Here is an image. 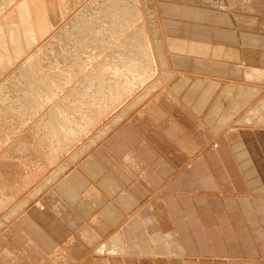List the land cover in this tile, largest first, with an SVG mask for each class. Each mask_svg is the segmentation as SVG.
I'll use <instances>...</instances> for the list:
<instances>
[{
    "label": "crops",
    "instance_id": "obj_1",
    "mask_svg": "<svg viewBox=\"0 0 264 264\" xmlns=\"http://www.w3.org/2000/svg\"><path fill=\"white\" fill-rule=\"evenodd\" d=\"M153 3L166 48L173 55L174 70L264 86V0H153ZM222 3L228 5L226 10L217 8ZM238 62L246 65L243 75H238L232 64ZM206 84L204 80H184L157 91L139 107L140 113L134 112L119 123L116 130L74 168L77 176L83 172L93 183L85 180L79 183L80 176L72 184L63 185L60 192L67 194L66 201L55 192L59 184L53 188V199L49 197L50 192L41 197L42 204L48 207L58 201L56 211L61 218L57 220L63 227L49 228L42 220L46 228L42 241L37 234L29 233L36 230L42 234L28 221L30 228L26 235L31 236L39 248L28 246L38 259L44 257L40 250L46 257L49 247L56 249L50 239L60 241L68 231L65 228L70 220L78 222L77 228L71 229L74 237H77L76 230L78 234L91 230L97 236H106L111 223L120 224L159 190L162 193L178 191L165 184L190 160L205 190L239 198L264 199V129L239 127L237 131L214 138L213 133L221 130L243 108L241 104L246 96L236 92L235 84H227L213 99L217 87L206 88ZM258 92L253 99L260 94ZM196 116L202 117L204 123ZM129 135H134L136 140ZM148 158L154 163H149ZM23 213L16 220L28 217L30 211ZM84 220L88 226L82 225ZM47 221L50 223V219ZM75 241L66 240L64 245L79 258L83 255L78 250L80 244H87L81 240L77 245ZM189 249L184 260L148 256L143 264H260L253 259L229 262L215 258L212 251H203L195 243H191ZM61 252L62 248L58 254ZM34 260L26 259L31 263ZM127 260L135 264L134 258Z\"/></svg>",
    "mask_w": 264,
    "mask_h": 264
},
{
    "label": "rangeland",
    "instance_id": "obj_2",
    "mask_svg": "<svg viewBox=\"0 0 264 264\" xmlns=\"http://www.w3.org/2000/svg\"><path fill=\"white\" fill-rule=\"evenodd\" d=\"M100 1L0 0V85L10 77L16 78V85L24 81L21 75H24V69H28L29 58L37 55L34 59L40 58L39 88L42 90L36 95L28 85L18 89L9 81L5 82L3 89L0 88L5 96L0 101V218L35 189L57 165L66 162L91 138L93 141L105 124L134 97L156 83L163 73L151 33V26L159 25L156 12L157 23L146 14L143 0ZM152 4L155 10L153 0ZM227 7L224 3L217 6L220 10ZM92 8H99L101 12L95 11L97 14L92 16ZM80 20L81 25L78 24ZM127 59H132L136 72L126 69L131 64ZM130 137L134 138V135ZM95 144L82 149L78 160L89 156ZM79 161L74 168L78 167ZM59 185L57 189L63 186ZM44 207H38V210L49 217L61 218L57 211L52 213L48 206ZM36 209L29 216L32 215L36 226H41L43 222ZM16 218L18 215L13 220ZM69 224L65 229L72 235L74 226L71 221ZM59 225L58 222L57 227ZM13 227L17 230L16 225ZM10 232L8 230L5 234L9 237ZM16 241L21 245L16 250L28 259L24 253L27 242L22 236ZM32 245L38 247L35 242ZM71 254L78 258L77 254Z\"/></svg>",
    "mask_w": 264,
    "mask_h": 264
},
{
    "label": "bare ground",
    "instance_id": "obj_3",
    "mask_svg": "<svg viewBox=\"0 0 264 264\" xmlns=\"http://www.w3.org/2000/svg\"><path fill=\"white\" fill-rule=\"evenodd\" d=\"M108 2H110V0H108ZM143 3L142 5L144 7V10H146V14H148V16H151L150 18L155 19L157 23L152 0H143ZM96 8L95 10L92 8L94 11L90 12L92 16L94 15L95 11L101 12V10L98 11L100 7L98 8V10ZM84 21L85 19L83 20V22ZM80 22L81 20L78 21L79 25L83 23ZM151 28L150 29L152 30V32H150L153 34L152 37L155 41L154 45L156 46L155 48H157V51L155 52H157L163 66L162 75L160 74L161 76L156 80V83L152 84L149 88L147 87L148 89H144V91L142 90V93L139 92V96L134 97L132 101L128 102L126 104V107L122 109L121 112L114 116V118L111 119L110 122L105 124L99 130V132L95 134L98 135L94 137L93 141L92 138L88 142L86 141L88 143H86L87 145H85L84 147H80L75 153L70 156V158H68L66 162L57 165L35 189L31 190L26 196L19 199V201L14 204V207L9 209L4 214V216L0 218V264H53L51 260L54 263L58 262L60 264H129L127 260L128 258H134L135 264H143L145 262V257L148 256L151 258L167 257L171 259L172 257H177L181 258L180 260H184V257H186V255H189V252L191 251L189 249L191 243H195L203 251H205L206 249L208 250V252L212 251V255L215 258H224L229 262L230 260L232 261L235 259H253L258 260L256 262H259L260 264H264V199L250 196L248 197L252 199H246L247 197H244L243 199L238 198V196L235 195H225L219 192L218 194H216L217 192L211 193L207 190L205 191L203 188L205 186L196 173L197 171L193 166L194 162H192L191 160L185 162L182 170L177 171L172 179L167 181V183L165 184L167 188H172L178 191H169L166 193H162V190H159L157 194L152 195V197L149 198L145 203L143 202V204H141V202V205L139 206L137 211H135L134 214L128 216L124 221H120V224L116 225V223H111V228L107 232L108 234H106V236H100L101 234L97 236L91 230L90 233L82 231L78 234V230H76L75 233L77 237H74L70 233L66 232V234H61L62 238L60 241L57 239L56 241L50 239L52 243H54V248L56 249H52L49 247L50 249L48 248V256L46 257V253L42 250L43 253L41 252V254H44V257L41 256V260L38 259L39 257L33 251H31V248L28 246V244L32 246V242L34 241L31 236L26 235V232L28 231L26 230V228H28L29 226V221L42 233L39 234L38 231L33 230L31 231V234H37L39 239L42 241L45 240L44 235L46 234V228L42 225L36 226V222L32 221L34 219L30 217L32 215L28 217L22 216V220H16L17 218L13 220L16 215L20 216L23 211L28 212L29 210L30 214H33L32 211L34 209L37 208L36 210H38V207L40 209L45 208L44 205L39 201V198L41 199V196L45 195V193L47 194L48 192H50L49 197H53L52 193L55 194L56 192V194H60L61 197L66 201L67 195L65 196V194H62L60 192L62 191L61 189H57V191L53 189L59 183L63 185L67 183L72 184V181L78 179L80 176L81 177L77 180L79 181V183L81 180L93 183L82 172H80V175L77 176L78 173L76 169H74V167L76 166L75 164H77V162L79 161L78 157L82 149L90 147L92 144H95V141H97L98 143H96L94 146L96 147L110 132H112V130L116 129L115 127H117L119 123L126 120V116L128 118L157 91L166 87V85H171L173 82L175 84V82L180 83L184 80H188L190 82H198L204 80L207 82L206 88L217 87V94L213 97V99L215 97H218V91H220L225 85L235 84V86L237 87L236 92L240 91L244 94V96H246V98H244L243 100L244 102L241 104L243 108L229 121H227L226 125L223 126L221 130L213 133L214 138L221 136L222 134H225L227 132L235 130L237 131L239 127H247L249 129H264V86L256 84H244L243 82L237 83L229 80L228 82H226L227 80L222 78L180 73L178 72V70L172 69L169 56L173 55L166 48L167 43L165 40V36L162 34L158 23L156 24V26H151ZM139 33L141 34V31H139ZM35 56L33 55L32 58H29V65L26 66L28 67V69L23 68L24 75H21V77L24 79V81L18 82V84L16 85L14 82L16 78L13 79V77H10L8 79H4V82L2 81L0 88L3 89L5 87V82L9 81L10 84H15L14 87H17L18 89H22V87L25 88V85H28L30 89H33L32 91H35L36 95L39 94L40 91L42 92V90L39 88L41 87V75L39 72V64L41 62L39 63L38 60L40 58L36 60L37 58ZM170 58L172 61H174L173 57ZM128 61L131 64L128 66L127 64L129 63H125V67L128 66L126 69L128 71L130 70L132 73L134 70V72H136V65L132 64V59ZM232 64L235 65L237 74L243 75L246 65L243 62ZM141 81L143 83L144 79ZM259 89H262L261 93L258 92ZM257 92L258 94H260L257 95L255 99H253ZM44 95L46 97L49 96L48 94V96L46 94ZM219 98H221V96ZM4 99L5 96H3V92L2 90H0V101H3ZM217 107L220 108L219 105ZM197 118L202 123H204L202 117ZM141 144L142 143H140L139 145ZM83 155H85V152L83 153ZM148 160L152 164L154 163L152 159L150 160V158H148ZM84 169L86 168L84 167ZM177 188L182 189L179 190ZM248 201H250L252 204L254 203V206H252ZM190 206H192V208H190ZM58 208L59 204L57 201V203L55 202L54 206L51 205L47 209L54 213ZM38 211L40 219L47 222L49 228H53L54 225L57 227L58 221L55 217H49L47 214H45V212H42L41 210ZM182 211L187 213V215H184ZM11 219L13 220L12 222L10 221L12 225L6 228L9 225V220ZM49 219L50 223H48L47 221ZM14 221L17 222L14 223ZM70 221L74 226L72 228L76 229L77 227L75 228V226L78 224L77 220ZM14 225L17 226V230L13 227ZM82 225L88 226L87 221L84 220V223ZM83 229L86 230V228ZM8 230H11V234L9 237L5 234V232ZM71 232L74 233V231L72 230ZM21 236L23 237L24 241L27 242L28 252H26L25 249L24 253L28 256V259H30V257L36 259L32 261L33 263L26 261L27 257L24 254H21L20 251L16 250V248L20 249L21 245L16 240L18 238L20 239ZM48 237L51 238L50 235ZM66 240H76L75 242L77 245L80 244L81 240L86 242V246L80 244L78 249L79 253L83 252V255L79 258L74 257L64 245ZM29 241H31V243ZM56 242H59V245L61 247ZM40 244L42 243L40 242L39 245ZM61 248L62 252L59 255L58 252Z\"/></svg>",
    "mask_w": 264,
    "mask_h": 264
}]
</instances>
